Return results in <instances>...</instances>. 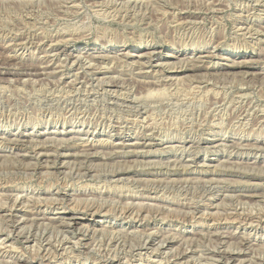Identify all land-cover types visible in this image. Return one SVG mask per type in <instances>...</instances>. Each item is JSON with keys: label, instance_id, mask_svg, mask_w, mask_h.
Returning a JSON list of instances; mask_svg holds the SVG:
<instances>
[{"label": "rangeland", "instance_id": "obj_1", "mask_svg": "<svg viewBox=\"0 0 264 264\" xmlns=\"http://www.w3.org/2000/svg\"><path fill=\"white\" fill-rule=\"evenodd\" d=\"M0 34V264H264V0H0ZM201 50L220 68L170 81L140 57ZM244 53L251 74L226 60ZM70 216L80 224L67 228Z\"/></svg>", "mask_w": 264, "mask_h": 264}, {"label": "bare ground", "instance_id": "obj_2", "mask_svg": "<svg viewBox=\"0 0 264 264\" xmlns=\"http://www.w3.org/2000/svg\"><path fill=\"white\" fill-rule=\"evenodd\" d=\"M134 1H136V0H134ZM246 1V0H245ZM263 1V0H262ZM38 2V1H37ZM117 2V1H116ZM115 2V3H116ZM119 2V1H118ZM127 2V1H126ZM124 3V2H123ZM148 3V2H147ZM193 3V2H192ZM65 4V3H64ZM132 4H133V2H132ZM177 4V3H176ZM246 4V3H245ZM127 5V4H126ZM135 5V4H134ZM140 5V4H139ZM139 5H138V7H139ZM145 5V4H144ZM152 5H154V4H152ZM236 5V4H235ZM185 6V5H184ZM243 6V5H242ZM241 6V7H242ZM135 7V6H134ZM141 7V6H140ZM222 7V6H221ZM31 8V7H30ZM68 8V7H67ZM70 8V7H69ZM229 8V7H228ZM91 9V8H90ZM195 9V8H194ZM197 9V8H196ZM214 9V8H213ZM248 9V8H247ZM35 10V9H34ZM158 10V9H157ZM199 10V9H198ZM172 11V10H171ZM250 11V10H249ZM113 12V11H112ZM164 12V11H163ZM73 13V12H72ZM95 13V12H94ZM97 13V12H96ZM101 13V12H100ZM32 14V13H31ZM106 14V13H105ZM238 14V13H237ZM114 15V14H113ZM164 15V14H163ZM53 16V15H52ZM59 16V15H58ZM128 17V16H127ZM142 17V16H141ZM154 17V16H153ZM183 17H186V16H183ZM222 17V16H221ZM252 17V16H251ZM35 18V17H34ZM121 18V17H120ZM150 18V17H149ZM126 19V18H125ZM178 19V18H177ZM181 19H183V18H181ZM190 20V19H189ZM192 20V19H191ZM248 20V19H247ZM40 21V20H39ZM181 21V20H180ZM32 23H34V22H32ZM21 24V23H20ZM154 24V23H153ZM172 24V23H171ZM239 24V23H238ZM22 25V24H21ZM20 25V26H21ZM28 25V24H27ZM34 25V24H33ZM32 25V26H33ZM244 25V24H243ZM154 26V25H153ZM252 26H250V28H251ZM32 28V27H31ZM59 28V27H58ZM156 28V27H155ZM204 28V27H203ZM246 28H247V26H246ZM2 29V28H1ZM18 29V28H17ZM25 29V28H24ZM30 29V28H29ZM239 29V28H238ZM244 29V28H243ZM242 29V30H243ZM248 29V28H247ZM23 30V29H22ZM78 30H79V28H78ZM87 30V29H86ZM109 30V29H108ZM241 29H240V31H242ZM26 31H28V30H26ZM77 31V30H76ZM249 31V30H248ZM251 31V30H250ZM262 31V30H261ZM21 32V31H20ZM53 33V32H52ZM89 33V32H88ZM252 33V32H251ZM255 33V32H254ZM81 34V33H80ZM100 34V33H99ZM1 35V34H0ZM257 35V34H256ZM85 36H86V34H85ZM84 37V36H83ZM180 37V36H179ZM71 38V37H70ZM246 38V37H245ZM75 39V38H74ZM191 40V39H190ZM220 41V40H219ZM60 42V41H59ZM50 44V43H49ZM23 45V44H22ZM12 48V47H11ZM128 48H130L129 46H126V48L125 49H128ZM201 49V48H200ZM206 49V48H205ZM62 51V50H61ZM153 52H155V51H153ZM153 52H147V53H143V54H141L140 55V57H142V56H149V58H150V60H149V62H153L154 63V67L155 68H157V67H160V68H162V69H170V70H173V71H171L172 73H173V75L172 76H170V79H169V81L170 80H172V78L174 77V76H176V77H178L179 75H183V74H185V73H187V72H189V71H193V72H197V73H199V72H201V71H207V70H211V69H219L220 68V64L219 63H217V66H216V64H212V65H210V63L209 64H207L206 65V63H207V61H204L205 59H208V60H210V62L212 63L213 62V60L214 59H216V58H218L219 56V54H217V53H210V51L208 52V51H205V50H201V51H199V53H194V52H192V53H187V51L186 52H182L181 54H180V56H183L184 54V56L183 57H180V56H178V53L177 52H175V55H173L174 57H175V61L174 62H169L168 60H166L165 58H163L162 56L163 55H161V54H159V55H153L154 53ZM24 53V52H23ZM83 53V52H82ZM161 53V52H160ZM191 54V55H190ZM245 55L244 56H241V58H246V57H249V55L247 56V54L246 53H244ZM9 55V54H8ZM66 55V54H65ZM124 55L125 56H127V55H129V53L127 52V53H124ZM67 56V55H66ZM124 56V57H125ZM56 57H57V55H56ZM55 57V58H56ZM51 58V57H50ZM263 59H264V54H263ZM226 60H231V62H232V64H231V66L234 68V69H237V70H239L240 72H242V73H249V74H251L250 72H248V71H252V70H250V68H251V65L252 64H254V60H248L247 58L246 59H242L241 61H239V60H236V58H232L231 59V57H226ZM56 61H57V59H56ZM72 61V60H71ZM93 61V60H92ZM204 62V63H201L200 64V62ZM94 62V61H93ZM47 63V62H46ZM54 63H55V61H54ZM132 63V62H131ZM150 63V64H151ZM48 64V63H47ZM46 64V65H47ZM129 64V63H128ZM139 64V63H138ZM9 65V64H8ZM106 65V64H105ZM111 65V64H110ZM123 65V64H122ZM140 65V64H139ZM138 65V66H139ZM132 66H133V64H132ZM142 66V65H141ZM151 66H153V65H151ZM150 66V67H151ZM53 67V66H52ZM107 67V66H106ZM105 67V68H106ZM116 67V66H115ZM114 67V68H115ZM134 67V66H133ZM104 68V67H103ZM123 68V67H122ZM139 68V67H138ZM146 68V67H145ZM93 69V68H92ZM102 69V68H101ZM112 69V68H111ZM140 69V68H139ZM46 70V69H45ZM89 70V69H88ZM143 70V69H142ZM236 70V71H237ZM28 71V70H27ZM113 71V70H112ZM121 71V70H120ZM143 71H145V70H143ZM162 71V70H161ZM231 70H227V72H230ZM235 70L233 71V72H236ZM256 71V70H255ZM258 71H260L259 72V74L261 75V74H264V69H259ZM83 73V72H82ZM91 73V72H90ZM107 73V72H106ZM114 73V72H113ZM117 73V72H116ZM159 73V72H158ZM162 73V72H161ZM208 73H210V72H208ZM109 74V73H108ZM152 74V73H151ZM192 74V73H191ZM92 75V74H91ZM104 75V74H103ZM102 75V76H103ZM106 75V74H105ZM114 75V74H113ZM214 75V74H213ZM231 75V74H230ZM109 76H111V74L109 75ZM156 76V75H155ZM165 76V75H164ZM168 76V75H167ZM190 76V75H189ZM208 76V75H207ZM2 77V76H1ZM5 77V76H4ZM41 77H43V76H41ZM82 77V76H81ZM80 77V78H81ZM92 77V76H91ZM204 77V76H203ZM236 77V76H235ZM244 77V76H243ZM250 77V76H249ZM83 78V77H82ZM81 78V79H82ZM148 78V77H147ZM183 78V77H182ZM78 79V78H77ZM98 79H100V78H95L94 80H98ZM165 79V78H164ZM61 80V79H60ZM103 80H105V79H102L101 81H103ZM174 80V79H173ZM201 80V79H200ZM207 80V79H206ZM210 80V79H209ZM76 81V80H75ZM86 81V80H85ZM120 81V80H119ZM124 81V80H123ZM169 81H168V84L167 85H169ZM191 81V80H190ZM190 81H187V82H190ZM136 82V81H135ZM174 83L175 82H177V81H173ZM186 82V84H188ZM76 83V82H75ZM126 83V82H125ZM156 83H158V82H156ZM162 83V82H161ZM164 83H165V81H164ZM171 83V82H170ZM195 82H193V84H194ZM80 84V83H79ZM88 84V83H87ZM122 84V83H121ZM121 84H119L118 83V85H121ZM172 84V83H171ZM181 84V83H180ZM180 84H178L179 86H180ZM196 84V83H195ZM84 85H86V84H84ZM117 84H112V85H110L111 87H117L118 86ZM124 85V84H123ZM127 85V84H126ZM138 85V84H137ZM136 85V86H137ZM163 85V84H162ZM161 85V86H162ZM177 85V84H176ZM190 85H192V84H190ZM201 85V84H200ZM5 86V85H4ZM98 86H99V84H98ZM108 86V85H107ZM128 86V85H127ZM126 86V87H127ZM150 86V85H149ZM155 86V85H154ZM160 86V85H159ZM182 86V85H181ZM187 86V85H186ZM211 86V85H210ZM70 87V86H69ZM83 87V86H82ZM124 87V86H123ZM122 87V88H123ZM135 87V86H134ZM138 87V86H137ZM151 87V86H150ZM169 87H173V85L171 86H169ZM178 87V86H177ZM182 87H184V86H182ZM194 87V86H193ZM199 87V86H198ZM197 87V88H198ZM46 88V87H45ZM106 88V87H105ZM133 88V87H132ZM149 87H147V89H148ZM153 88V87H152ZM156 88H158V87H156ZM167 87H165V89H166ZM4 89V88H3ZM59 89V88H58ZM74 89V88H73ZM110 89V88H109ZM118 89H120V88H118ZM124 89H125V87H124ZM128 88H126V93H128L127 91H129V90H127ZM138 89V88H137ZM136 89V90H137ZM143 89V88H142ZM171 89V88H170ZM169 89V90H170ZM231 89V88H230ZM106 90V89H105ZM115 90H116V88H115ZM114 90V91H115ZM158 90H159V88H158ZM162 89L160 88V91H161ZM220 90V89H219ZM66 91H67V89H66ZM65 91V92H66ZM101 91V90H100ZM107 91V90H106ZM118 91H120V90H118ZM117 91V92H118ZM123 91L124 90H122V94H123ZM140 91V90H139ZM148 91V90H147ZM163 91V90H162ZM161 91V92H162ZM201 91V90H200ZM210 91V90H209ZM44 92V91H43ZM46 92V91H45ZM47 92H49V91H47ZM62 92V91H61ZM64 92V93H65ZM103 92V91H102ZM111 92V91H110ZM116 92V91H115ZM131 92V91H130ZM135 92V91H134ZM138 92V91H137ZM145 92H146V90H145ZM155 92H157V90L155 91ZM181 92V91H180ZM183 92H184V90H183ZM76 93V92H75ZM120 93V92H119ZM125 93V94H126ZM144 93V90H143V92L141 91V94L140 95H137V96H135V99L136 98H138V99H140V97H142V99H143V94ZM152 93V92H151ZM158 93V92H157ZM185 93H186V91H185ZM215 93V92H214ZM242 93V92H241ZM56 94V93H55ZM59 94V93H58ZM73 94V93H72ZM112 94V93H111ZM134 94V93H133ZM143 94V95H142ZM160 94V93H159ZM158 94V95H159ZM207 94V93H206ZM240 94V93H239ZM66 95V94H65ZM129 95V94H128ZM142 95V96H141ZM153 95H155V93L153 92ZM153 95H151V96H153ZM195 95V94H194ZM86 96V95H85ZM139 96V97H138ZM144 96H146V94L144 95ZM156 96V95H155ZM165 96V95H164ZM202 96V95H201ZM215 96V95H214ZM239 96V95H238ZM47 97V96H46ZM58 97V96H57ZM92 97V96H91ZM133 98H134V96H132ZM159 97V96H158ZM163 96H161V98H162ZM191 97V96H190ZM218 97V96H217ZM31 98V97H30ZM164 98V97H163ZM167 98V97H166ZM201 98V97H200ZM206 98V97H205ZM216 98V97H215ZM235 98V97H234ZM239 98V97H238ZM34 99V98H33ZM113 99V98H112ZM126 99V98H125ZM147 99V98H146ZM145 99V100H146ZM155 99V98H154ZM159 100H160V97L158 98ZM202 99V98H201ZM211 99V98H210ZM44 100V99H43ZM85 100V99H84ZM93 100V99H92ZM132 100H134V99H132ZM144 100V102H146ZM151 100V99H150ZM157 100V99H156ZM155 100V101H156ZM187 100V99H186ZM213 100H214V98H213ZM216 100V99H215ZM220 100V99H219ZM218 100V101H219ZM223 100V99H222ZM221 100V101H222ZM235 100V99H234ZM250 100H252V99H250ZM249 100V102H248V104H247V106H248V108H249V106L250 107H252L251 106V101ZM138 101V100H137ZM161 101V100H160ZM159 101V102H160ZM210 101H212V99L210 100ZM217 101V102H218ZM142 102V101H141ZM143 102V103H144ZM147 102H148V100H147ZM153 102V101H152ZM158 102V103H159ZM176 102V101H175ZM192 102V101H191ZM205 102V101H204ZM213 102V101H212ZM234 102V101H233ZM28 103V102H27ZM89 103V102H88ZM138 103V102H137ZM209 103V102H208ZM8 104V103H7ZM125 104V103H124ZM153 104H154V102H153ZM235 104V103H234ZM242 104V103H241ZM47 105V104H46ZM49 105V104H48ZM76 105V104H75ZM127 106H128V104H126ZM130 105V104H129ZM133 105V104H132ZM136 105V104H135ZM139 105L140 104H138V107H139ZM193 105V104H192ZM195 105V104H194ZM203 105V104H202ZM238 105H239V102H238ZM15 106V105H14ZM39 106V105H38ZM44 106V105H43ZM131 106V105H130ZM143 107H144V105H142ZM146 106V105H145ZM150 106H152V104L151 105H149V106H146L145 108H147V110H148V107H150ZM199 106V105H198ZM209 106H211V105H209ZM213 106V105H212ZM214 106H215V104H214ZM225 106V105H224ZM227 106V105H226ZM242 106V105H241ZM254 107H255V105H253ZM135 107H137V106H135ZM166 107V106H165ZM164 107V108H165ZM168 107V106H167ZM194 107H196V106H194ZM207 107V106H206ZM24 108V107H23ZM69 108V107H68ZM80 108V107H79ZM90 108V107H89ZM103 108V107H102ZM163 108V107H162ZM213 108H215V107H213ZM219 108H221V106L219 107ZM225 108V107H224ZM228 108V107H227ZM81 109V108H80ZM133 109V108H132ZM143 109V108H142ZM141 109V110H142ZM153 109V108H152ZM190 110H192L191 108H189ZM188 109V110H189ZM212 109V108H211ZM223 109V108H222ZM241 109V108H240ZM9 110V109H8ZM45 110V109H44ZM79 110V109H78ZM82 110V109H81ZM101 110V109H100ZM112 110V109H111ZM136 110V109H135ZM137 110H139L138 108H137ZM199 110H200V108H199ZM209 110V109H208ZM213 110V109H212ZM218 110V109H217ZM248 110H250V109H248ZM262 110H263V114H264V109L262 108ZM14 111V110H13ZM98 111V110H97ZM151 111V110H150ZM154 111H155V109H154ZM153 111V112H154ZM164 111V110H163ZM180 111V110H179ZM197 111V110H196ZM256 111V110H255ZM70 112V111H69ZM77 112V111H76ZM93 112V111H92ZM135 112V111H134ZM139 113H140V111H138ZM142 112V111H141ZM152 112V113H153ZM157 112V111H156ZM187 112V111H186ZM195 112V111H194ZM206 112V111H205ZM208 112H210V111H208ZM243 112V114H244V111H242ZM191 113H192V111H191ZM197 113V112H196ZM250 113V112H249ZM262 113V112H261ZM32 114V113H31ZM137 114V113H136ZM141 114V113H140ZM204 114V113H203ZM202 114V116L204 117V115ZM207 114V113H206ZM212 114V113H211ZM214 114V113H213ZM223 114H224V112H223ZM230 114V113H229ZM233 114H235V113H233ZM238 114V113H237ZM237 114H235L236 116H237ZM256 114V113H255ZM259 114V113H258ZM65 115V114H64ZM124 115V114H123ZM152 115V114H151ZM154 115V114H153ZM169 115V114H168ZM218 114H216V116H217ZM220 115V114H219ZM227 115V114H226ZM225 115V116H226ZM242 115V114H241ZM246 115V114H245ZM167 116V115H166ZM186 116V115H185ZM191 116V115H190ZM196 116V115H195ZM198 116V115H197ZM215 116V117H216ZM252 116V115H251ZM120 117V116H119ZM143 117H144V115H143ZM151 117V116H150ZM154 117V116H153ZM157 117V116H156ZM213 117V116H212ZM211 117V118H212ZM233 117H234V115H233ZM233 117H232V119H233ZM238 117V116H237ZM236 117V118H237ZM249 117H250V115H249ZM261 117V116H260ZM264 117V116H263ZM129 118V117H128ZM148 118V117H147ZM182 118V117H181ZM199 118V117H198ZM198 118H196V119H198ZM228 118V117H227ZM243 118H244V116H243ZM247 118H248V116H247ZM42 119V118H41ZM146 119V118H145ZM150 119V118H149ZM169 119V118H168ZM187 119V118H186ZM202 119V118H201ZM206 119V118H205ZM205 119H203L204 121H205ZM221 119V118H220ZM229 120H230V118H228ZM227 119V120H228ZM235 119V118H234ZM238 119V118H237ZM255 119V118H254ZM152 120V119H151ZM188 120V119H187ZM192 120V119H191ZM228 120V121H229ZM236 120V119H235ZM253 120V119H252ZM256 120V119H255ZM258 120H260V119H258ZM104 121V120H103ZM141 121V120H140ZM145 121V120H144ZM150 121V120H149ZM148 121V122H149ZM200 121V120H199ZM203 121V122H204ZM213 121V120H212ZM242 121V120H241ZM244 121H245V119H244ZM261 121V120H260ZM32 122V121H31ZM146 122V121H145ZM174 122V121H173ZM188 122H190V121H188ZM209 122H211V121H209ZM236 122V121H235ZM254 122V121H253ZM109 123V122H108ZM158 123V122H157ZM166 123V122H165ZM180 123H182V121L180 122ZM180 123H177V124H180ZM186 123V122H185ZM196 123V122H195ZM205 123V122H204ZM212 123V122H211ZM238 123V122H237ZM245 123V122H244ZM254 123H257V122H254ZM143 124H144V122H143ZM176 124V125H177ZM182 124H184V123H182ZM190 124V123H189ZM199 124H200V122H199ZM236 124V123H235ZM246 124H248V123H246ZM93 125V124H92ZM152 125H153V122H152ZM175 125V124H174ZM197 125H198V123H197ZM229 125V124H228ZM237 125H239V124H237ZM243 125V124H242ZM254 125H256V124H254ZM146 126H148V125H146ZM169 126V125H168ZM181 126V125H180ZM183 126V125H182ZM182 126H181V128H182ZM199 126H202V125H199ZM226 126H227V124H226ZM145 127V126H144ZM151 127V126H150ZM149 127V128H150ZM198 127V126H197ZM207 127V126H206ZM222 127V126H221ZM239 127V126H238ZM241 127V126H240ZM244 127V126H243ZM255 127V126H254ZM179 128V127H178ZM212 128V127H211ZM96 129V128H95ZM119 129V128H118ZM147 129V128H146ZM185 129V128H184ZM232 129V128H231ZM151 130H152V128H151ZM194 130V129H193ZM209 130V129H208ZM240 130V129H239ZM253 130V129H252ZM89 131V130H88ZM148 131V130H147ZM149 131H150V129H149ZM182 131H183V129H182ZM181 131V132H182ZM202 131V130H201ZM167 132V131H166ZM245 132V131H244ZM154 133V132H153ZM239 133V132H238ZM243 133V132H242ZM191 134V133H190ZM197 134V133H196ZM154 135V134H153ZM152 135V136H153ZM157 135V134H156ZM167 135V134H166ZM188 135V134H187ZM215 135V134H214ZM158 136V135H157ZM0 137H2V136H0ZM14 137V136H13ZM69 137V136H68ZM5 138V137H4ZM12 138V137H11ZM32 138V137H31ZM56 138V137H55ZM161 138V137H160ZM142 139H143V141H145V144H146V142L147 141H149V140H151V137H150V135H144L143 137H142ZM187 139V138H186ZM192 139V138H191ZM3 140V139H2ZM121 140V139H120ZM188 140V139H187ZM200 140V139H199ZM11 141H13V140H11ZM19 141V140H18ZM22 141V140H21ZM112 141V140H111ZM223 141V140H222ZM233 141H235V140H232V142ZM238 141V140H237ZM251 141V140H250ZM83 142V141H82ZM125 142V141H124ZM156 142V141H155ZM221 142V141H220ZM245 142V141H244ZM63 143V142H62ZM139 143V142H138ZM183 143V142H182ZM190 143H192V142H190ZM223 143V142H222ZM221 143V144H222ZM227 143V142H226ZM237 143V142H236ZM248 143H250V142H248ZM248 143H247V145H248ZM254 143V142H253ZM256 143V142H255ZM52 144V143H51ZM76 144V143H75ZM172 144V143H171ZM184 144V143H183ZM195 144V143H194ZM193 144V145H194ZM239 144V143H238ZM12 145V144H11ZM43 145V144H42ZM48 145V144H47ZM71 145V144H70ZM118 145V144H117ZM168 145V144H167ZM251 145V144H250ZM254 145V144H253ZM255 145H257V148H264V141H261V142H257ZM17 146H19V143L17 144ZM37 146V145H36ZM96 146V145H95ZM115 146V145H114ZM152 146V145H151ZM186 146H188L187 144H186ZM217 146H219V145H217ZM221 146V145H220ZM12 147V146H11ZM47 147V146H46ZM92 147V146H91ZM111 147V146H110ZM85 148V147H84ZM90 148V147H89ZM95 148V147H94ZM107 148V147H106ZM117 148H119V147H117ZM116 148V149H117ZM191 148V147H190ZM203 148V147H202ZM234 148H236V147H234ZM41 150H38L35 154L38 156V158H45V159H51V160H54V161H62L63 160V155L61 154V153H57L56 155H52V154H45V153H43L42 152V148H40ZM53 149V148H52ZM51 149V150H52ZM82 149V148H81ZM101 149V148H100ZM122 149V148H121ZM135 149V148H134ZM172 149V148H171ZM222 149V148H221ZM230 149V148H229ZM228 149V150H229ZM35 150H37V149H35ZM34 150V151H35ZM72 150V149H71ZM77 150V149H76ZM90 150V149H89ZM95 150V149H94ZM238 150V149H237ZM259 150V149H258ZM17 151V150H16ZM33 151V152H34ZM50 151V150H49ZM59 151V150H58ZM67 151V150H66ZM85 151V150H84ZM46 152V151H45ZM53 152H54V150H53ZM81 152V151H80ZM132 152V151H131ZM136 152V151H135ZM134 152V153H135ZM142 152V151H141ZM140 152V153H141ZM6 153V152H5ZM50 153V152H49ZM134 153H133V155H134ZM139 153V152H138ZM7 154V153H6ZM86 154V153H85ZM94 154V153H93ZM124 154H127V153H124ZM144 154V153H143ZM15 155V154H14ZM75 155V154H74ZM89 155V154H88ZM90 155H92V153L90 154ZM97 155V154H96ZM95 155V156H96ZM108 156V155H107ZM30 157H31V155H30ZM104 157V156H103ZM126 158V157H125ZM167 159H168V157H167ZM34 160V159H33ZM84 160V159H83ZM89 160V159H88ZM117 160V159H116ZM47 161V160H46ZM162 161V160H161ZM168 161V160H167ZM196 161V160H195ZM240 161V160H239ZM229 162V161H228ZM241 162V161H240ZM247 164L249 163L248 161H245ZM256 162V161H255ZM263 162H264V159H263ZM43 163H45V161L43 162ZM42 163V164H43ZM48 163V162H47ZM36 164V163H35ZM132 164V163H131ZM251 164V163H250ZM255 164V163H254ZM46 165V164H45ZM78 165V164H77ZM41 166V165H40ZM50 166V165H49ZM52 166V165H51ZM39 167V166H38ZM33 168H35V167H33ZM91 168V167H90ZM214 168V167H213ZM25 169V168H24ZM77 170H78V166H77ZM76 170V171H77ZM79 171H82L81 169L79 170ZM154 172V171H153ZM39 173V172H38ZM76 173V172H75ZM82 174V173H81ZM79 175V174H78ZM32 176V175H31ZM57 176V175H56ZM84 176V175H83ZM207 176V175H206ZM222 176V175H221ZM82 177V176H81ZM201 177V176H200ZM107 178V177H106ZM119 178H121V176L119 177ZM164 178V177H163ZM112 179V178H111ZM116 179V178H115ZM123 179V178H122ZM217 179V178H216ZM42 180V179H41ZM1 181V180H0ZM77 181H79V180H77ZM11 182V181H10ZM171 182V181H170ZM219 182V181H218ZM89 183V182H88ZM166 183V182H165ZM190 185H191V183H189ZM206 184V183H205ZM69 185V184H68ZM128 185V184H127ZM216 185V184H215ZM220 185V184H219ZM189 186V185H188ZM214 186V185H213ZM86 187V186H85ZM185 187V186H184ZM201 187H202V185H201ZM216 187V186H215ZM117 188V187H116ZM132 188V187H131ZM168 188V187H167ZM210 188V187H209ZM214 188V187H213ZM243 188V187H242ZM87 189V188H86ZM136 189V188H135ZM162 189V188H161ZM174 189V188H173ZM193 189V188H192ZM204 189H205V187H204ZM220 189V188H219ZM89 190V189H88ZM97 190V189H96ZM101 190V189H100ZM115 190V189H114ZM222 190V189H221ZM174 191V190H173ZM208 192V191H207ZM18 193H19V191H18ZM91 193V192H90ZM256 193V192H255ZM93 194V193H92ZM10 195V194H9ZM21 195V194H20ZM112 195V194H111ZM184 195V194H183ZM201 195V194H200ZM64 196V195H63ZM91 196V195H90ZM100 196V195H99ZM102 196V195H101ZM106 196V195H105ZM110 196V195H109ZM191 196V195H190ZM214 196V195H213ZM226 196H228V195H226ZM31 197V196H30ZM84 197V196H83ZM104 197V196H103ZM102 197V198H103ZM108 197V196H107ZM111 197V196H110ZM113 197V196H112ZM189 197V196H188ZM207 197V196H206ZM249 197V196H248ZM19 198H20V196H19ZM25 198V197H24ZM44 198H46V197H44ZM48 198V197H47ZM58 198V197H57ZM56 198V199H57ZM97 198H98V196H97ZM125 198V197H124ZM127 198V197H126ZM125 198V199H126ZM226 198V197H225ZM256 198V197H255ZM2 199V198H1ZM39 199H41V198H39ZM49 199V198H48ZM83 199V198H82ZM92 199V198H91ZM131 199V198H130ZM129 199V200H130ZM244 199V198H243ZM52 200H53V198H52ZM47 201V202H45V206L46 207H48V208H51V207H53V206H55V202H54V200L53 201ZM59 200V199H58ZM71 200V199H70ZM100 200V199H99ZM105 200V199H104ZM103 200V201H104ZM127 200V199H126ZM125 200V202H128V201H126ZM247 201H248V199H246ZM21 201H23L22 199L21 200H18V198H16V199H14L13 200V205H11L12 207L8 210L7 208V210L9 211V213L6 215L7 217H10V218H12L13 217V211H14V209L13 208H15V207H17V206H21V205H19L20 204V202ZM27 201V200H26ZM39 201V200H38ZM89 201V200H88ZM98 201V200H97ZM120 201V200H119ZM225 201V200H224ZM40 202V201H39ZM77 202V201H76ZM80 202V201H79ZM82 202V201H81ZM113 202V201H112ZM121 202V201H120ZM122 202H123V200H122ZM120 203V204H123V203ZM189 202V201H188ZM8 203V202H7ZM6 203V204H7ZM24 203V202H23ZM35 203H36V201H35ZM102 202H100V204H101ZM139 203V202H138ZM141 203V202H140ZM237 203V202H236ZM235 203V204H236ZM248 203V202H247ZM5 204V205H6ZM24 204H26V202L24 203ZM24 204H22V205H24ZM38 204V202L36 203V205ZM40 204H41V202H40ZM43 204V203H42ZM120 204H118V205H120ZM126 204H128V203H126ZM125 204V205H126ZM154 204V203H153ZM44 205V204H43ZM74 205V204H73ZM103 205V204H102ZM117 205V204H116ZM132 205V204H131ZM155 205H156V203H155ZM159 205V204H158ZM262 205V204H261ZM25 206V205H24ZM71 206V205H70ZM76 206V205H75ZM84 206H86V205H84ZM90 206H93V205H90ZM89 205H88V208L90 207ZM122 206V205H121ZM128 206V205H127ZM134 205H132V207H133ZM251 206V205H250ZM1 207V206H0ZM3 207V206H2ZM29 207V206H28ZM83 207V206H82ZM99 207H101V206H99ZM115 207V206H114ZM39 208V207H38ZM42 208V207H41ZM83 208H85V207H83ZM82 208V209H83ZM87 208V207H86ZM92 208V207H91ZM112 208V207H111ZM122 208V207H121ZM125 208V207H124ZM123 208V209H124ZM127 208V207H126ZM125 208V209H126ZM191 208V207H190ZM193 208V207H192ZM229 208V207H228ZM262 208V207H261ZM260 208V209H261ZM76 209V208H75ZM94 209V208H93ZM96 209V208H95ZM98 209V208H97ZM130 209V208H129ZM242 209V208H241ZM249 209V208H248ZM28 210H30V209H28ZM41 210V209H40ZM101 210V209H100ZM112 210H114V209H112ZM127 210V209H126ZM187 210V209H186ZM244 210V209H243ZM251 210V209H250ZM16 211V210H15ZM14 211V212H15ZM45 211V210H44ZM83 211H85V210H83ZM93 211V210H92ZM96 211V210H95ZM103 211H105V210H103ZM108 211V210H107ZM106 211V212H107ZM230 211V210H229ZM245 211V210H244ZM29 212V211H28ZM31 212V211H30ZM97 212V211H96ZM131 212H132V210H131ZM136 212H138V211H136ZM140 212V211H139ZM192 212V211H191ZM246 212V211H245ZM257 212V211H256ZM214 213V212H213ZM220 213V212H219ZM124 214V213H123ZM160 214V213H159ZM245 214V213H244ZM249 214V213H248ZM116 215V214H115ZM206 215V214H205ZM208 215V214H207ZM250 215V214H249ZM248 215V216H249ZM259 215V214H258ZM30 216V215H29ZM32 216H34L33 218H34V220H41V219H45V217H48V216H46V213H42V212H37V213H33L32 214ZM60 216H66L65 214H63V215H60ZM118 216V215H117ZM142 216V215H141ZM220 216V215H219ZM252 216V215H251ZM137 217H139L138 215H137ZM9 218V219H10ZM21 218V217H20ZM31 218V217H30ZM50 218V220H51V218H54L55 219V217H48V219ZM68 218V217H67ZM144 218V217H143ZM235 218V217H234ZM233 218V219H234ZM238 219L240 218V217H237ZM248 218V217H247ZM254 218V217H253ZM264 218V217H263ZM27 220L29 219V218H26ZM59 219V218H58ZM213 219V218H212ZM224 219V218H223ZM244 219V218H243ZM252 219V218H251ZM255 219V218H254ZM26 220V221H27ZM83 220V219H82ZM237 220V219H236ZM246 220V219H245ZM247 220H249V219H247ZM256 220V219H255ZM260 220H262V219H260ZM46 221V220H45ZM53 221V220H52ZM51 221V222H52ZM237 221H240V219L239 220H237ZM252 220H250V222H251ZM25 222V221H24ZM31 222L33 223V221L31 220ZM39 222H41V221H39ZM59 222V221H58ZM62 222V221H61ZM241 222H242V219H241ZM248 222V221H247ZM249 222V223H250ZM258 222V221H257ZM256 221L254 222V223H257ZM7 223V222H6ZM13 223V222H12ZM11 223V224H12ZM42 223H45L44 221L42 222ZM62 223H64V221L62 222ZM61 223V224H62ZM240 223V222H239ZM253 223V222H252ZM251 223V224H252ZM8 224V223H7ZM48 224H50V223H48ZM58 224V223H57ZM80 224V219L78 218V217H74V216H70L69 218H68V223H67V228L68 227H74V226H76V225H79ZM87 224V223H86ZM243 224H244V221H243ZM51 225V224H50ZM54 225V224H53ZM207 225V224H206ZM10 226V225H9ZM30 226V225H29ZM38 226V225H37ZM31 227H32V224H31ZM43 227V226H42ZM56 227V226H55ZM93 227V226H92ZM105 227V226H104ZM147 227V226H146ZM204 227V226H203ZM3 228V227H2ZM7 228V227H6ZM12 228L13 229H15V230H17L18 229V225L17 224H15V223H13V225H12ZM21 228V227H20ZM19 228V229H20ZM37 227H35L34 229H36ZM51 228H52V226H51ZM54 228V227H53ZM58 228V227H57ZM85 228V227H84ZM94 228V227H93ZM96 228V227H95ZM103 228V227H102ZM45 229V228H44ZM43 229V230H44ZM106 229V228H105ZM158 229V228H157ZM37 230V229H36ZM62 230V229H61ZM67 230V229H66ZM93 230V229H92ZM101 230V229H100ZM110 230V229H109ZM145 230V229H144ZM150 230V229H149ZM154 230V229H153ZM5 231V230H4ZM12 231V230H11ZM25 231V230H24ZM38 231V230H37ZM51 231V230H50ZM58 231H59V229H58ZM83 231V230H82ZM155 231V230H154ZM71 232V231H70ZM94 232V231H93ZM98 232H99V230H98ZM148 232V231H147ZM153 232V231H152ZM177 232V231H176ZM203 232V231H202ZM248 232V231H247ZM43 233V232H42ZM51 233V232H50ZM86 232H84V234H85ZM122 233V232H121ZM136 233V232H135ZM34 234V233H33ZM49 234V233H48ZM63 234V233H62ZM61 234V235H62ZM97 234V233H96ZM123 234V233H122ZM149 234H150V232H149ZM196 234V233H195ZM27 235V234H26ZM40 235V234H39ZM65 235V234H64ZM64 235H63V237H64ZM115 235V234H114ZM150 235H152V234H150ZM169 235V234H168ZM203 235V234H202ZM225 235V234H224ZM43 236V235H42ZM49 236V235H48ZM48 236H46V237H48ZM66 236V235H65ZM70 236V235H69ZM204 236V235H203ZM261 236V235H260ZM62 237V236H61ZM68 237V236H67ZM118 237V236H117ZM210 237V236H209ZM243 236H241L240 238H242ZM29 238V237H28ZM34 238V237H33ZM49 238H50V236H49ZM52 238V237H51ZM112 238V237H111ZM111 238H109L110 239V241H111ZM149 238V237H148ZM158 238V237H157ZM228 238H230V237H228ZM35 239V238H34ZM40 239H41V237H40ZM61 239V238H60ZM108 239V240H109ZM154 239V238H153ZM191 239H193V238H191ZM208 239V238H207ZM213 239V238H212ZM235 239V238H234ZM244 239V238H243ZM47 240H48V238H47ZM50 240V239H49ZM48 240V241H49ZM67 240V239H66ZM104 241H105V239H103ZM116 240V239H115ZM152 240V239H151ZM245 240V239H244ZM51 241V240H50ZM61 241V240H60ZM64 241V240H63ZM70 241H72L71 239H70ZM75 241H76V239H75ZM77 241H79V240H77ZM76 241V242H77ZM138 241V240H137ZM217 241V240H216ZM54 242V241H53ZM56 242V241H55ZM73 242V241H72ZM101 242V241H100ZM108 242V241H107ZM118 242H119V240H118ZM118 242H117V244H118ZM148 242V241H147ZM153 242V241H152ZM156 242V241H155ZM195 242V241H194ZM250 242V241H249ZM7 243V242H6ZM57 243H58V241H57ZM64 243V242H63ZM74 243V242H73ZM79 243V242H78ZM112 243V242H111ZM145 243V242H144ZM206 243V242H205ZM251 243V242H250ZM264 243V242H263ZM3 244V243H2ZM49 244H52V243H49ZM61 244V243H60ZM59 244V245H60ZM76 244V243H75ZM91 244V243H90ZM106 244V243H105ZM116 244V243H115ZM235 244V243H234ZM241 244H242V242H241ZM48 245V244H47ZM55 245H56V243H55ZM58 245V244H57ZM67 245H68V243H67ZM86 245V244H85ZM99 245V244H98ZM113 245V244H112ZM111 245V246H112ZM245 245V244H244ZM18 246V245H17ZM45 246H46V244H45ZM69 246L71 247L72 245L70 244V245H68V248H69ZM92 246V245H91ZM90 246V248H91V250H92V247ZM125 246V245H124ZM157 246V245H156ZM184 246H185V244H184ZM193 246V245H192ZM208 246V245H207ZM228 246V245H227ZM1 247V246H0ZM54 247V246H53ZM65 247V246H64ZM107 247V246H106ZM116 247V246H115ZM119 247V246H118ZM150 247H152V246H150ZM41 248V247H40ZM46 248H48V247H46ZM61 248V247H60ZM59 248V249H60ZM65 248H67V247H65ZM90 248L88 249V250H90ZM96 248V247H95ZM100 248V247H99ZM189 248V247H188ZM245 248H247V247H245ZM50 250H51V248H49ZM49 249H48V252H50L49 251ZM63 249V248H62ZM70 249V248H69ZM74 249V248H73ZM93 249H94V247H93ZM128 249V248H127ZM159 249V248H158ZM55 250V249H54ZM66 250V249H65ZM71 250V249H70ZM96 250V249H95ZM110 250V249H109ZM123 250H125V249H123ZM153 250V249H152ZM167 250V249H166ZM242 250V249H241ZM240 250V251H241ZM248 250V249H247ZM36 251V250H35ZM52 252H53V250H51ZM63 251H64V249H63ZM68 251V250H67ZM249 251H250V249H249ZM44 252V251H43ZM62 252V251H61ZM73 252V251H72ZM101 252V251H100ZM104 252H106L105 250H104ZM198 252V251H197ZM222 252L223 253H225L224 252V250H222ZM222 252H221V254H222ZM227 252H229V251H227ZM242 252V251H241ZM7 253V252H6ZM54 254L56 253V252H53ZM63 253V252H62ZM107 253H108V251H107ZM160 253V252H159ZM232 253V252H231ZM257 253V252H256ZM3 254V253H2ZM46 254V253H45ZM51 254V253H50ZM126 254V253H125ZM133 254V253H132ZM259 254V253H258ZM104 255V254H103ZM117 255V254H116ZM119 255V254H118ZM183 255V254H182ZM207 255H208V253H207ZM233 255V254H232ZM256 255V254H255ZM105 256V255H104ZM107 256V255H106ZM129 256V255H128ZM135 256V255H134ZM174 257V255H171V257ZM180 256V255H179ZM225 256V255H224ZM227 256V255H226ZM35 257H36V255H35ZM46 257V256H45ZM50 257V256H49ZM53 257V256H52ZM192 257V256H191ZM216 257V256H215ZM70 258V257H69ZM120 258V257H119ZM190 258V257H189ZM241 258V257H240ZM77 259V258H76ZM163 259V258H162ZM199 259V258H198ZM225 259V258H224ZM228 259V258H227ZM239 259V258H238ZM127 260V259H126ZM263 260V259H262ZM15 261H16V259H15ZM20 261V260H19ZM68 261V260H67ZM236 261H238L239 262V260H236ZM241 261V263H242V260H240ZM256 261V260H255ZM261 261V260H260ZM25 262V261H24ZM23 262V263H24ZM166 262H168V261H166ZM179 262V261H178ZM246 262V261H245ZM20 263V262H19ZM102 263V262H101ZM189 263V262H188ZM228 263V262H227ZM240 263V264H241ZM9 264H11V263H9ZM16 264V263H15ZM209 264H211V263H209ZM246 264V263H245Z\"/></svg>", "mask_w": 264, "mask_h": 264}]
</instances>
